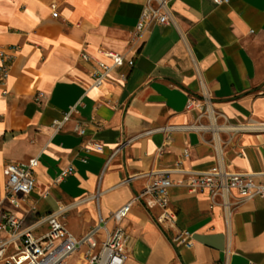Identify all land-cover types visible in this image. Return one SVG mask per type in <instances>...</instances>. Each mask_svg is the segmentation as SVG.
<instances>
[{
    "label": "crops",
    "instance_id": "0c3cea01",
    "mask_svg": "<svg viewBox=\"0 0 264 264\" xmlns=\"http://www.w3.org/2000/svg\"><path fill=\"white\" fill-rule=\"evenodd\" d=\"M146 2L0 0V50L10 57L0 84V169L38 157L35 209L19 214L30 223L62 211L68 230L81 236L99 214L109 216L142 189L139 175L170 171L175 226L163 233L156 210L133 203L120 223L127 235L122 264H264V196L239 203L225 219L219 199L212 203L207 192L190 193L180 182L182 171L216 163L230 172L264 173V134L216 143L213 132L199 127L198 111L185 108L189 97L209 100L233 125L262 112L264 0H172L165 24L129 42ZM98 49L133 65L115 67L101 87H89L96 65L80 54L97 59ZM71 109V119L49 135L52 120ZM77 121L85 134L74 130ZM93 141L103 151L87 148ZM68 166L72 172L56 182ZM182 229L192 234V246L171 241Z\"/></svg>",
    "mask_w": 264,
    "mask_h": 264
},
{
    "label": "built area",
    "instance_id": "2783aa9c",
    "mask_svg": "<svg viewBox=\"0 0 264 264\" xmlns=\"http://www.w3.org/2000/svg\"><path fill=\"white\" fill-rule=\"evenodd\" d=\"M171 1L147 0L129 42L138 41L142 31L150 25L165 24L169 18ZM213 2L219 4L227 0H213ZM49 7L52 16L56 17L55 3H51ZM97 54L100 58L96 59L85 53L80 54L82 60L92 61L96 65L95 78L89 87H101L115 67L124 64L128 67L133 65L132 59L126 58L123 54L103 49H98ZM9 58L7 53L0 50V84H4L8 78ZM120 76L125 77L124 74ZM210 105L209 100L200 101L189 97L185 108L186 111L197 110V117L201 119L208 116ZM74 112L75 110L71 109L61 119L52 120L48 127L49 135L62 129ZM74 130L80 135L85 134V129L78 121L74 125ZM39 132L44 133V130L39 129ZM87 148L103 151V145L95 141L89 142ZM183 154L188 156V151L184 150ZM37 164L38 157L33 156L24 163L7 162L0 169V264H67L75 253L81 255L84 264H122L126 255L127 235L120 223L127 217L135 202L141 203L148 211L156 210L154 222L163 233L167 228L175 226L176 212L169 199V188L173 184L169 176L170 171L154 170L139 175L145 178L144 185L130 201L107 217L99 214L97 224L81 236H76L68 230L63 221L62 211L40 215L27 223L24 215L19 214V210L30 212L35 209L30 196L35 188L33 171ZM72 170L71 166L63 168L55 181L62 180ZM182 173L185 178L180 182L190 193L205 191L212 203H217L219 199L225 219L231 217L239 203L264 196V173L254 176L230 172L219 163L205 171H182ZM258 176L261 178L257 179ZM110 221L114 225L110 231H107L106 224ZM101 230H105V235L99 240L97 236ZM171 241L190 247L192 234L182 229Z\"/></svg>",
    "mask_w": 264,
    "mask_h": 264
},
{
    "label": "rangeland",
    "instance_id": "374dc122",
    "mask_svg": "<svg viewBox=\"0 0 264 264\" xmlns=\"http://www.w3.org/2000/svg\"><path fill=\"white\" fill-rule=\"evenodd\" d=\"M263 96H264V93H263ZM264 113L263 112H260V113H256L254 115L251 116V118L246 122V124H250V123H253L255 121H260L259 117L260 116H264L263 115ZM215 116L214 117H217L215 118V121L218 125L220 126H223L225 127V125H228L229 123L223 118V116H218L216 113L214 114ZM202 121L201 123L204 124V125H209L210 124V118L208 116L206 117H203L201 118ZM199 123H197L196 125H198ZM235 125H239V123L235 124ZM209 133H212V130L211 129H208L207 130ZM252 132L254 135H260V134H264V130H258V131H249V130H246V129H236V130H232V129H223L221 130V132H219V135L222 139H217V137H215V142L219 143L220 141H225L226 138L228 137H231V138H235L236 140L238 139H242L244 138V134L246 133H250ZM76 254V253H75ZM73 254V255H75ZM79 261H76V256H71V259H70V263L69 264H84V259H80L78 257Z\"/></svg>",
    "mask_w": 264,
    "mask_h": 264
},
{
    "label": "bare ground",
    "instance_id": "6f19581e",
    "mask_svg": "<svg viewBox=\"0 0 264 264\" xmlns=\"http://www.w3.org/2000/svg\"><path fill=\"white\" fill-rule=\"evenodd\" d=\"M257 108L264 112V99H262L261 101H259L257 103ZM208 117L210 118V124L209 125H202L199 126L203 129H211L212 132L215 134V136L218 138V132L219 130H223V129H232V130H236V129H246L249 131H258V130H264V116H260L259 119L260 121H255L253 123L250 124H245V125H233V124H228L225 125V127L220 126L216 123L215 121V117H214V111L212 110V108L209 106L208 108ZM244 137L246 139H251L254 137V134L252 132L250 133H246L244 134Z\"/></svg>",
    "mask_w": 264,
    "mask_h": 264
}]
</instances>
